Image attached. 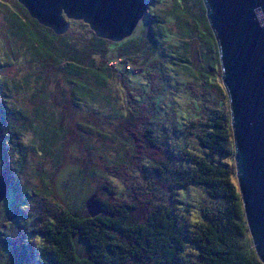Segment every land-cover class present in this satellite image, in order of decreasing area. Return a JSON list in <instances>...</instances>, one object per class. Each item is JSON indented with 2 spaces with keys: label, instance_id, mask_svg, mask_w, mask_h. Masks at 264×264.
<instances>
[{
  "label": "trees",
  "instance_id": "16d2710c",
  "mask_svg": "<svg viewBox=\"0 0 264 264\" xmlns=\"http://www.w3.org/2000/svg\"><path fill=\"white\" fill-rule=\"evenodd\" d=\"M6 1L0 12L11 46L0 67L16 65L19 77L0 79L1 135L10 155L7 161L3 154L1 173L9 169L12 183L10 205L0 211V264H262L247 232L234 164L222 161L233 158L232 133L202 0H169L167 10L144 19L138 37L119 43L97 38L76 20L55 35L16 0ZM130 66L146 69L134 74ZM172 81L182 83L189 106L166 122L177 141L191 137L194 145L169 147L155 135V122L162 123L176 96L177 85L168 90ZM12 91L23 95L20 107L6 105ZM67 109L80 118L72 126L63 116ZM69 133L111 143L104 154L92 145L89 160H105L112 176L105 184L114 187L88 193L82 213L66 207L54 189ZM28 152L38 159L37 189L19 181ZM89 169L69 168L68 176L88 183L99 173ZM194 186L212 204L202 203L190 220L176 204ZM104 189L109 199L99 196ZM92 195L102 209L94 217L85 208ZM137 208L142 217L132 220ZM76 238L88 249L84 256Z\"/></svg>",
  "mask_w": 264,
  "mask_h": 264
},
{
  "label": "water",
  "instance_id": "95a60500",
  "mask_svg": "<svg viewBox=\"0 0 264 264\" xmlns=\"http://www.w3.org/2000/svg\"><path fill=\"white\" fill-rule=\"evenodd\" d=\"M55 35L81 21L97 38L119 43L146 15V0H16ZM216 42L220 81L230 117L236 186L251 244L264 264V0H202ZM0 173V203L11 175ZM105 190V189H104ZM106 191V190H105ZM95 195L89 216L102 212Z\"/></svg>",
  "mask_w": 264,
  "mask_h": 264
},
{
  "label": "rangeland",
  "instance_id": "374dc122",
  "mask_svg": "<svg viewBox=\"0 0 264 264\" xmlns=\"http://www.w3.org/2000/svg\"><path fill=\"white\" fill-rule=\"evenodd\" d=\"M0 1H3L4 3L7 2L6 0H0ZM146 2H147V6L145 10L146 15L143 16V18L139 22H137V26L135 27L130 37L139 36L138 34L143 25L144 19L145 18L147 19L149 14L154 13L153 11H157L158 9L167 10V8L170 6L169 0H146ZM1 16L2 15L0 12V57L5 58L4 53L8 51L9 47L11 46V41H9L7 37L4 20ZM1 62H4V61H1ZM112 63L116 64L117 60L115 61L113 60ZM144 69H146L145 66H142V67L130 66V68L127 71H130L131 73H134V74H139ZM17 77H19V72L17 71L16 65L7 64L6 66L0 67V79L5 78V79L15 80L17 79ZM218 80H220V78H218ZM174 85H177V92L175 93L176 96L169 99V106H168V103L163 104V105L167 104L168 106L166 107L167 110L165 111V119H164L165 121L162 119H158L162 121V123L155 122L154 125H155V128H157L155 131L156 132L155 135L160 141L163 140L164 143L167 144L169 147H173V144L177 142L179 144V148H181L183 146L181 144H184L185 141L191 142L193 145L195 144V141H193L194 138H191V137H187V138L185 137L186 139L183 138L184 140L179 139V141H177L178 137H176V135L178 133L175 134L174 128H172L171 124H168V122H166V119L168 120L171 118L175 119L178 116H180L181 113L184 111L183 108H186L187 106H189V99L187 97L188 95L183 94L182 92L184 91V86L182 85V83H176L172 81L169 84L168 90L172 92L171 89L174 88ZM1 90H5V88ZM7 100L9 101H6L8 102L6 105L10 104V101H11V102H14L17 107L18 106L20 107L22 104L21 101H24V98L21 92L15 93L12 91L11 99L9 98ZM225 102L227 106V101ZM63 116L65 117L66 123L69 126L70 125L72 126L74 121L80 120V118L73 113V110H70V109L65 110V113ZM185 120L186 119L182 121L186 122ZM2 133H4V129L3 127L1 128L0 126V173L2 169H6V162L4 160L3 154H6L7 161L10 160V155L8 154V149H7L8 147L6 145V142L4 141V139H6V141L8 139L6 137L4 138L1 135ZM179 135L181 134L179 133ZM71 136L74 138V134L69 133L67 135L66 141H64V149H65L64 151L65 153L63 157L64 169L59 175L61 180L58 179V181L54 183L56 184L54 189H57V192L59 194H57V192L56 194L60 196V200H62V202L65 204L66 207H68L69 209L73 211L80 209L77 212L82 213L84 212L83 208L81 209V207L83 206V200L88 195V193L89 195L92 194V192L94 193V191L99 190L101 186H106L112 189L114 187V185L108 186L105 184V179L106 178L111 179L112 177L111 175H109L108 172H106L107 169L104 166L105 160H103L102 158H95L97 160V163H95L96 161L93 162L92 160H89L90 158L89 153L91 150L90 147H92V145H95L98 152L100 153L103 152L102 154H104L105 152L108 153L109 149L111 148V143L108 142V140L104 138L90 137V138H87L86 140L81 141L79 138L76 137V140H75ZM23 142L27 144V139H24ZM2 143H4L3 146H2ZM11 159H12V156H11ZM26 161L28 163L22 169V172L19 173L20 174L19 181L21 184H24L25 186H28L31 188L33 187L37 189V186H39V181L33 175L34 166L36 165V162H38L36 154H32L28 152V154L26 155ZM222 161L233 163L232 158L231 159L226 158V159H223ZM90 167L96 169L97 171H99V173L94 174V176L90 175V178H89L90 180L88 183H86L85 181L79 180L78 178H76V175L75 177L68 176L69 168L72 170L80 169L81 171H84V170L89 171ZM11 170H13V167H11ZM54 179H57V177L55 176ZM179 194L181 197H184V198L179 197V199L184 201V204H179V203L176 204L178 207V211L183 212V207L187 209V213L189 215L188 218H190V220L195 219L194 217L196 216L197 208L202 203L212 204V202L209 201L206 195L204 194V191L202 190V188L198 186L190 187V189H188L186 194L182 192H180ZM99 196L103 198L104 200L110 198V195L108 194L107 191L100 193ZM10 197H11V189H8L7 194L5 195L4 199L2 200L0 204V211L4 209H8L7 207L10 205V201L12 199ZM142 214H143L142 208H137L131 214V219L138 220L139 218L142 217L141 216ZM76 243H77L78 250L84 256L86 252L88 251V249H86L87 247L85 246V244H83V242L79 241L77 238H76Z\"/></svg>",
  "mask_w": 264,
  "mask_h": 264
}]
</instances>
